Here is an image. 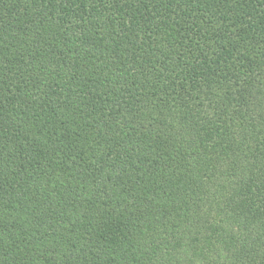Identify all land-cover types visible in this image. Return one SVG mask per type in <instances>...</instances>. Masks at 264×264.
I'll return each instance as SVG.
<instances>
[{
	"label": "trees",
	"instance_id": "obj_1",
	"mask_svg": "<svg viewBox=\"0 0 264 264\" xmlns=\"http://www.w3.org/2000/svg\"><path fill=\"white\" fill-rule=\"evenodd\" d=\"M0 264H264V0H0Z\"/></svg>",
	"mask_w": 264,
	"mask_h": 264
}]
</instances>
